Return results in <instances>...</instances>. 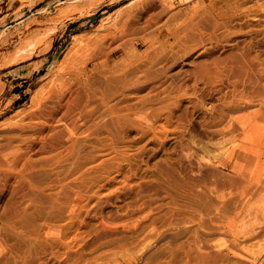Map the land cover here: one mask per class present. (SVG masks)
I'll return each mask as SVG.
<instances>
[{
  "label": "rangeland",
  "instance_id": "374dc122",
  "mask_svg": "<svg viewBox=\"0 0 264 264\" xmlns=\"http://www.w3.org/2000/svg\"><path fill=\"white\" fill-rule=\"evenodd\" d=\"M0 264H264V0H0Z\"/></svg>",
  "mask_w": 264,
  "mask_h": 264
},
{
  "label": "bare ground",
  "instance_id": "6f19581e",
  "mask_svg": "<svg viewBox=\"0 0 264 264\" xmlns=\"http://www.w3.org/2000/svg\"><path fill=\"white\" fill-rule=\"evenodd\" d=\"M12 35V34H11ZM3 36V35H2Z\"/></svg>",
  "mask_w": 264,
  "mask_h": 264
}]
</instances>
